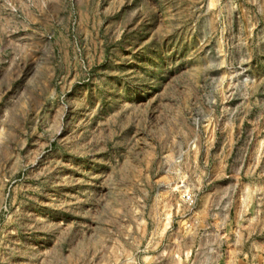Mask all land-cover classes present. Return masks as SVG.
I'll use <instances>...</instances> for the list:
<instances>
[{"label":"rangeland","instance_id":"374dc122","mask_svg":"<svg viewBox=\"0 0 264 264\" xmlns=\"http://www.w3.org/2000/svg\"><path fill=\"white\" fill-rule=\"evenodd\" d=\"M180 183L264 264V0H0V264H184Z\"/></svg>","mask_w":264,"mask_h":264},{"label":"built area","instance_id":"2783aa9c","mask_svg":"<svg viewBox=\"0 0 264 264\" xmlns=\"http://www.w3.org/2000/svg\"><path fill=\"white\" fill-rule=\"evenodd\" d=\"M179 186L181 192L175 190V187L171 190L173 194L177 195L178 202L175 200L172 202L169 230L172 235H177L181 232L185 241L195 238L198 241V246L195 247L194 251L189 253L188 251L179 252L171 257L176 261L185 262L184 264H210V256L213 253L212 251H215V248L210 245L209 241L213 240L215 235H220L215 228V221L217 218L222 217L220 219V227L227 223L223 219V205L218 201L206 220H202L198 194L187 189L183 183H180ZM205 254H209V256L204 257Z\"/></svg>","mask_w":264,"mask_h":264},{"label":"crops","instance_id":"0c3cea01","mask_svg":"<svg viewBox=\"0 0 264 264\" xmlns=\"http://www.w3.org/2000/svg\"><path fill=\"white\" fill-rule=\"evenodd\" d=\"M219 199L221 198L220 197L217 198V201H219ZM215 227H217V222L215 223ZM229 233L230 234L228 240H230L231 242H229L230 244L228 243V245L231 250L229 248L224 250L223 247H217V251L215 252V255L210 256L211 259L210 264H260L261 263L262 256L258 254L254 248L245 245L246 243L250 242V238H251L250 235L247 234L241 235L240 232L236 233L234 232V230ZM218 237L219 236H216V240ZM223 240L224 239H222L221 241L223 242ZM191 246L184 247L185 251L182 250L180 252L188 251L189 253L191 250L189 251L188 248H191ZM208 256L209 254L204 255V257H208Z\"/></svg>","mask_w":264,"mask_h":264}]
</instances>
